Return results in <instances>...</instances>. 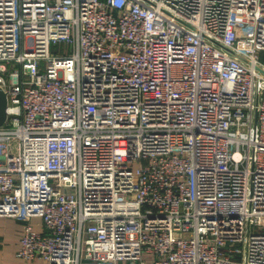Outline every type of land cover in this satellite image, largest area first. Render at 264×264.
Masks as SVG:
<instances>
[{
  "label": "built area",
  "instance_id": "built-area-1",
  "mask_svg": "<svg viewBox=\"0 0 264 264\" xmlns=\"http://www.w3.org/2000/svg\"><path fill=\"white\" fill-rule=\"evenodd\" d=\"M0 87L23 264H264V0H0Z\"/></svg>",
  "mask_w": 264,
  "mask_h": 264
},
{
  "label": "crops",
  "instance_id": "crops-1",
  "mask_svg": "<svg viewBox=\"0 0 264 264\" xmlns=\"http://www.w3.org/2000/svg\"><path fill=\"white\" fill-rule=\"evenodd\" d=\"M22 222L6 216H0V264H23L15 254L19 247ZM32 264H44L36 259Z\"/></svg>",
  "mask_w": 264,
  "mask_h": 264
},
{
  "label": "water",
  "instance_id": "water-1",
  "mask_svg": "<svg viewBox=\"0 0 264 264\" xmlns=\"http://www.w3.org/2000/svg\"><path fill=\"white\" fill-rule=\"evenodd\" d=\"M6 108H7V94L0 87V126L3 125L6 121L7 118Z\"/></svg>",
  "mask_w": 264,
  "mask_h": 264
},
{
  "label": "rangeland",
  "instance_id": "rangeland-1",
  "mask_svg": "<svg viewBox=\"0 0 264 264\" xmlns=\"http://www.w3.org/2000/svg\"><path fill=\"white\" fill-rule=\"evenodd\" d=\"M63 48H64V45L62 43L56 44V45H50V51H52V52H57V51L61 52L63 50ZM15 144H16L15 141H12L10 144L11 153H15Z\"/></svg>",
  "mask_w": 264,
  "mask_h": 264
}]
</instances>
